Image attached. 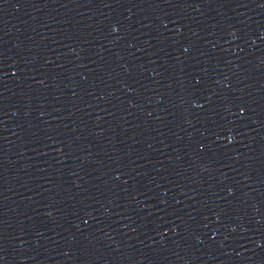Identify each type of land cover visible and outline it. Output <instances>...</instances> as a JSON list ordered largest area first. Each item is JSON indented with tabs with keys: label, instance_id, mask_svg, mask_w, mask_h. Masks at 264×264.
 <instances>
[{
	"label": "water",
	"instance_id": "obj_1",
	"mask_svg": "<svg viewBox=\"0 0 264 264\" xmlns=\"http://www.w3.org/2000/svg\"><path fill=\"white\" fill-rule=\"evenodd\" d=\"M0 264H264V0H0Z\"/></svg>",
	"mask_w": 264,
	"mask_h": 264
}]
</instances>
